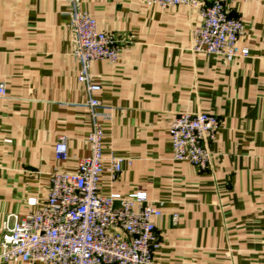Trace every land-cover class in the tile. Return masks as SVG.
Segmentation results:
<instances>
[{
  "label": "crops",
  "instance_id": "1",
  "mask_svg": "<svg viewBox=\"0 0 264 264\" xmlns=\"http://www.w3.org/2000/svg\"><path fill=\"white\" fill-rule=\"evenodd\" d=\"M80 8L121 41L117 62L90 66L102 88L94 110L78 80L68 0H0V244L8 216L33 211L30 199L42 205L51 174L75 172L90 155L98 122L104 156L125 160L116 181L102 175L100 194L144 192L162 213L153 264H264V0L229 7L249 51L233 60L193 51L198 8L142 0H80ZM182 113L220 120L207 170L173 160L170 126Z\"/></svg>",
  "mask_w": 264,
  "mask_h": 264
},
{
  "label": "built area",
  "instance_id": "2",
  "mask_svg": "<svg viewBox=\"0 0 264 264\" xmlns=\"http://www.w3.org/2000/svg\"><path fill=\"white\" fill-rule=\"evenodd\" d=\"M148 6L168 9L177 6L198 8L201 24L192 33V49L197 53L223 56L227 60L248 57L249 51L238 45L244 35L241 18L229 14L237 0H142ZM72 53L80 64L78 80L90 96L94 110L101 92L90 75L93 62L119 60L121 41L113 34L98 30L96 20L80 8V0H68ZM6 96L0 87V99ZM97 118L99 115L93 113ZM220 128L217 116L206 113H182L171 123L173 160L187 162L199 170L212 163L210 146ZM104 130L95 122L87 137L90 155L81 160L75 172H54L46 201L39 205L30 199L33 211L19 217L8 216L2 226L0 262L20 260L28 264H153L160 248L155 220L162 213L144 192L129 196L100 194L105 172L114 182L123 170L124 159L104 156ZM67 139L61 137L55 147L58 160H66ZM105 164L108 167H105Z\"/></svg>",
  "mask_w": 264,
  "mask_h": 264
}]
</instances>
